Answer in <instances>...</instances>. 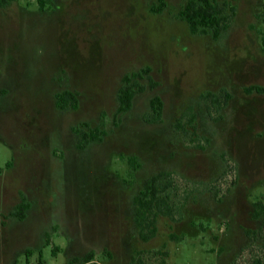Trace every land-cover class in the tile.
I'll return each instance as SVG.
<instances>
[{
    "label": "rangeland",
    "instance_id": "rangeland-1",
    "mask_svg": "<svg viewBox=\"0 0 264 264\" xmlns=\"http://www.w3.org/2000/svg\"><path fill=\"white\" fill-rule=\"evenodd\" d=\"M164 1L0 7V264H70L92 250L98 264H264L252 217L264 201V94L246 92L264 86V0H226L236 9L219 39L178 17L188 0ZM146 66L158 85L117 125L122 78ZM66 89L77 109L57 106ZM155 95L156 124L143 119ZM191 114L196 136L174 127ZM83 122L103 141L79 149ZM161 170L175 175L174 216L144 241L133 197ZM23 196L27 217L6 219Z\"/></svg>",
    "mask_w": 264,
    "mask_h": 264
},
{
    "label": "trees",
    "instance_id": "trees-1",
    "mask_svg": "<svg viewBox=\"0 0 264 264\" xmlns=\"http://www.w3.org/2000/svg\"><path fill=\"white\" fill-rule=\"evenodd\" d=\"M14 1L16 0H0V7L8 6ZM37 2L39 8L44 10L51 0H37ZM162 2L163 5H166L164 0ZM235 9V5L226 0H188L186 5L178 12V17L188 24L193 34H211L214 39H219L222 33L230 27ZM151 71V67L146 66L123 76L122 84L117 92L118 106L115 112L117 125L122 116L132 109L133 100L137 94L149 87L153 89L158 85V82L153 79ZM246 92L249 94L254 92L264 94V86L251 85L246 88ZM78 95L77 92L69 89L58 92L56 94V104L60 109H77L79 107ZM208 95L212 103L219 105L222 103L221 97L218 95L213 93H208ZM227 98H230L229 94H227ZM163 113L164 101L160 95H155L151 98L150 110L144 114L143 119L148 123H161ZM189 125L192 126V129H189ZM174 127L185 135L190 133L196 136V115L191 114L187 120L178 119ZM73 130L78 136L77 147L79 149H85L92 143L102 142L105 133L98 126H92L88 122H83L80 126H74ZM175 187L174 173L169 170H161L151 175L146 180L143 189L133 197L135 205L134 220L142 240L148 241L156 236L160 216L173 218L174 206L171 202V194L174 192ZM254 206L252 217L255 220H262L261 229L264 230V201L260 199L255 202ZM30 207V202L23 196L13 210L4 217L6 219L18 218L24 220ZM27 254L29 255V253ZM134 260L135 258L133 262ZM257 263L263 264L259 259ZM70 264H98L95 261V251L92 250L84 256L74 257ZM161 264H165V261L163 260Z\"/></svg>",
    "mask_w": 264,
    "mask_h": 264
}]
</instances>
